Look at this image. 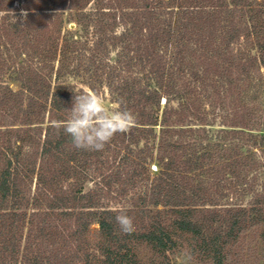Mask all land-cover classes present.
Instances as JSON below:
<instances>
[{
  "label": "trees",
  "instance_id": "16d2710c",
  "mask_svg": "<svg viewBox=\"0 0 264 264\" xmlns=\"http://www.w3.org/2000/svg\"><path fill=\"white\" fill-rule=\"evenodd\" d=\"M77 78L137 118L101 152L56 127ZM247 233L264 256V0H0V264H140L185 237L227 264Z\"/></svg>",
  "mask_w": 264,
  "mask_h": 264
},
{
  "label": "clouds",
  "instance_id": "9594fccd",
  "mask_svg": "<svg viewBox=\"0 0 264 264\" xmlns=\"http://www.w3.org/2000/svg\"><path fill=\"white\" fill-rule=\"evenodd\" d=\"M73 92L72 107L67 109L69 115L56 127L70 138L75 149L101 152L118 133H130L135 127V114L124 107L109 109L100 92L89 88ZM115 221L124 234L135 230L134 219L125 210L118 212Z\"/></svg>",
  "mask_w": 264,
  "mask_h": 264
},
{
  "label": "rangeland",
  "instance_id": "374dc122",
  "mask_svg": "<svg viewBox=\"0 0 264 264\" xmlns=\"http://www.w3.org/2000/svg\"><path fill=\"white\" fill-rule=\"evenodd\" d=\"M68 81L74 85L76 89L86 88L83 79H68ZM10 86L13 90L18 88L15 83H11ZM100 93L104 96L108 108L116 110L117 106L112 102L107 89L103 88ZM150 169L154 172V167ZM89 187L90 185H86L85 188L87 189ZM111 207H120V205L111 204ZM96 229V225L90 228L88 237L90 240L95 237ZM256 238L255 233H247L242 236L233 249L227 264H264V256L262 255L261 247ZM134 250L140 264H212L210 259L199 256V254L195 252L192 244L186 237L179 242L177 248L174 249L173 252L167 254V258L156 255L143 244H136ZM188 257H190V259Z\"/></svg>",
  "mask_w": 264,
  "mask_h": 264
}]
</instances>
